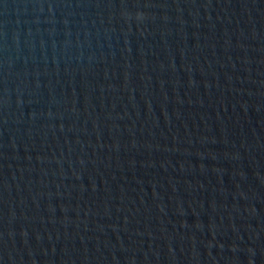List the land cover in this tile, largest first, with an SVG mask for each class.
Returning a JSON list of instances; mask_svg holds the SVG:
<instances>
[{"label": "water", "instance_id": "1", "mask_svg": "<svg viewBox=\"0 0 264 264\" xmlns=\"http://www.w3.org/2000/svg\"><path fill=\"white\" fill-rule=\"evenodd\" d=\"M0 264H264V0H0Z\"/></svg>", "mask_w": 264, "mask_h": 264}]
</instances>
